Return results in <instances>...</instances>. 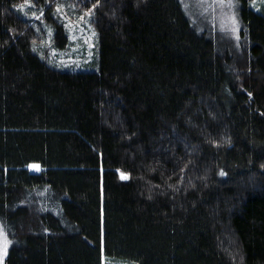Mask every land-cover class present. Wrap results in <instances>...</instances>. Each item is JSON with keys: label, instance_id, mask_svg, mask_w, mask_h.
<instances>
[{"label": "trees", "instance_id": "1", "mask_svg": "<svg viewBox=\"0 0 264 264\" xmlns=\"http://www.w3.org/2000/svg\"><path fill=\"white\" fill-rule=\"evenodd\" d=\"M20 1L0 0L4 264H264V13L239 1L235 55L180 0H70L98 67L68 71Z\"/></svg>", "mask_w": 264, "mask_h": 264}, {"label": "rangeland", "instance_id": "2", "mask_svg": "<svg viewBox=\"0 0 264 264\" xmlns=\"http://www.w3.org/2000/svg\"><path fill=\"white\" fill-rule=\"evenodd\" d=\"M180 1L197 30L206 33L216 42L225 43L230 51L240 55L243 47L248 44V40L243 36L244 29L238 15L240 0ZM246 3L253 10L264 13V0H246ZM12 8L31 26L36 35L31 43L32 50L48 65L68 71L97 69L98 32L93 23L92 7L70 0H48L40 5L32 0H22ZM47 14L60 22L64 28L67 44L63 47L58 48L55 45L54 28L46 17ZM30 169L38 170L39 167L31 165ZM9 244L0 222V264H4Z\"/></svg>", "mask_w": 264, "mask_h": 264}, {"label": "snow or ice", "instance_id": "3", "mask_svg": "<svg viewBox=\"0 0 264 264\" xmlns=\"http://www.w3.org/2000/svg\"><path fill=\"white\" fill-rule=\"evenodd\" d=\"M59 10V9H58ZM223 174V173H222Z\"/></svg>", "mask_w": 264, "mask_h": 264}]
</instances>
